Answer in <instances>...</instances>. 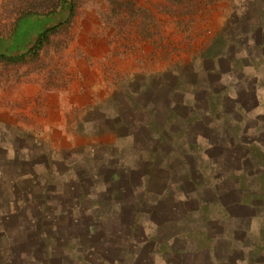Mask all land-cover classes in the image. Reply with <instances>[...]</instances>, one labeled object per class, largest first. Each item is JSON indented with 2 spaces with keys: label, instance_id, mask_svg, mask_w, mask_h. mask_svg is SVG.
I'll return each mask as SVG.
<instances>
[{
  "label": "rangeland",
  "instance_id": "obj_1",
  "mask_svg": "<svg viewBox=\"0 0 264 264\" xmlns=\"http://www.w3.org/2000/svg\"><path fill=\"white\" fill-rule=\"evenodd\" d=\"M75 3V15L70 20L66 10L40 25L29 20L21 28L19 38L26 40L33 35L24 44H12L8 40L17 12L46 11L50 1L0 0V54L6 57L20 55L24 46L32 47L39 30L64 24L51 35L37 58L15 62L0 58L2 263L17 264L12 262L16 255L24 251L29 254L32 245L40 243L35 237L33 244L23 243L25 240L11 230L30 217L44 214L48 235L44 234L43 239L56 248L62 232L52 231V225L79 216L71 208L74 203L94 199L104 206L86 214L108 215L112 200L120 196L117 183L121 180H116L115 170L120 174L137 170L130 178L134 185L140 180L137 173L144 172L157 173L159 178L155 179L161 182L160 172L151 163L162 157L150 153L159 132H152L144 124L151 122V127L160 129L170 108L175 107L181 117L186 108H192L206 119L203 128L193 131L205 136L200 140L202 151H208L205 165L216 163L221 167L219 171L237 165V157L231 155L234 150L225 146L230 129L223 128L229 127L224 126L225 120L231 119L229 110H219L222 116H208L207 96L211 99L227 88L226 82L213 77L206 66L211 67V58L223 57L229 63L226 69L231 68L228 82L233 84L241 78L243 66L252 62L246 59L247 55L264 56V48L258 50L247 40L255 30L251 24L264 19V0ZM254 63L264 72V58ZM243 103L251 106L245 103V97ZM217 117L221 118L215 122ZM211 121L221 126L215 135ZM178 122L183 127L184 120L179 118ZM234 126L232 121L231 127ZM233 130L237 134L245 132L239 126ZM189 155L186 159L177 156L173 177H178L182 162L193 166L202 163L195 154ZM107 180L114 181L117 189L105 185ZM20 187L29 194H23ZM24 196L28 199L24 219L11 218L6 222L5 213L13 209L11 202ZM39 202L44 205L43 211L38 208ZM147 208L144 206L143 210ZM144 217L140 215L141 221ZM74 245L72 242L69 248ZM62 251H56L54 257H72Z\"/></svg>",
  "mask_w": 264,
  "mask_h": 264
},
{
  "label": "crops",
  "instance_id": "obj_2",
  "mask_svg": "<svg viewBox=\"0 0 264 264\" xmlns=\"http://www.w3.org/2000/svg\"><path fill=\"white\" fill-rule=\"evenodd\" d=\"M261 9L258 7V10ZM264 10V8L262 9ZM263 21V22H261ZM253 22L254 33L249 35L248 44L256 49L264 48V19ZM248 62L243 66L241 78L229 83L231 68L226 59L218 56L211 58L209 73H216L220 80L226 82L229 97L237 101V108L243 115V121L237 124L243 127L244 134L254 141V152L264 155V72L254 63L264 56L247 55ZM258 83L256 103L248 106L243 103L249 83ZM221 110V109H220ZM236 125V122H234ZM253 124L254 126H250ZM228 150V149H227ZM241 150V149H240ZM252 151V150H251ZM203 154L208 151L203 149ZM237 157V165L219 171V165L208 163L202 165L206 187L194 191L179 190L177 184L158 182L156 174L137 173L140 176L137 185L131 184V177L137 170H115L116 180H121L120 189L114 181L107 180L105 185L115 187L120 192L118 199L112 200L113 206L107 214H96L106 217L104 241L98 242L95 234L93 250H84L80 241L75 240L80 230L71 231L54 228L62 232L55 246L44 240L40 250L37 243L26 254L16 255L12 260L17 264H264V158L250 151L231 153ZM250 160L249 162H246ZM161 175L164 172L160 173ZM124 176V178H123ZM155 176V177H154ZM209 180V181H208ZM109 182V183H108ZM117 182V181H116ZM160 183V186L157 185ZM156 184V186H155ZM174 195L167 196V189ZM131 193V197L129 196ZM136 195V196H135ZM100 203V202H98ZM109 204V203H108ZM93 206V209L104 206ZM144 206H148L143 210ZM92 209V210H93ZM79 216L74 218H80ZM86 210L83 213L86 214ZM145 215L141 221L140 215ZM90 217V216H89ZM95 217V216H93ZM73 219V218H72ZM135 223V225H134ZM45 231V228H44ZM44 234H47L46 231ZM74 234V235H72ZM65 240L63 243L62 241ZM74 242L73 251L69 246ZM98 243V244H97ZM97 244V245H96ZM82 245V244H81ZM97 246L102 249H97ZM84 248V246H83ZM38 249V248H37ZM72 257L58 260L56 251ZM96 249L98 251H96ZM106 254L104 261L101 257ZM10 262L0 261V264Z\"/></svg>",
  "mask_w": 264,
  "mask_h": 264
},
{
  "label": "trees",
  "instance_id": "obj_3",
  "mask_svg": "<svg viewBox=\"0 0 264 264\" xmlns=\"http://www.w3.org/2000/svg\"><path fill=\"white\" fill-rule=\"evenodd\" d=\"M22 1V0H18ZM27 1V0H23ZM50 5L49 8L46 11H34V10H27L21 9L17 12L16 18L14 19L11 27V32L9 34L10 38L8 41L12 42V44L16 43L18 44L19 41L21 44H24L26 41L29 40L30 36L33 34H30L28 36V39L23 40V38H19L21 28L23 25L27 23V21L32 20L33 22H37L38 25L41 24V21L48 20L52 17H56L59 15L63 10H66L68 12V20L73 18L75 15L76 10V3L75 0H49ZM64 24H57L53 25L51 27L39 30L38 37L35 40L34 44L30 48H26L25 46L24 51L20 52V55H17L15 57H6L4 54H0V58H3L7 60L8 62H15V61H22L26 58L35 59L38 57L41 49L46 44V42L49 40L51 35L55 34L59 27ZM36 34V33H34ZM18 46V45H15ZM26 48V49H25ZM215 58V57H214ZM213 77L218 78V74L213 73ZM252 85L257 86L258 83L253 82ZM252 85L249 84L247 93H245V103H251V105L255 104L256 99V88L252 87ZM227 88H223L219 93H216L211 99L210 96H207V101L209 103V115H215L219 112L221 109L224 112H228V116L231 118L230 121L236 122V125L234 127H231L232 121L230 122L229 119L225 120L226 127L223 129H230V132H228L229 135V141L226 143V147H229L227 149H230L231 151L234 150V152L241 151L243 152L244 149L246 151H250L252 154H255L256 156H259L260 158H264V155H258L256 152H254V141L250 140L248 136L244 133L237 134L236 131L233 129H236L238 126L237 124L241 123L243 121V115L238 110L237 101L231 99L228 96ZM213 101H215L213 103ZM187 113L185 112L184 115L181 117L179 114H177L176 108H170L168 110V116L166 117V121L161 125L160 129L159 127H151L152 123H145V127H149L152 132H159L158 137L155 140V147L150 152L152 156H155L156 158L162 157V160L158 162L151 163V166H153L155 169H157L160 173L164 172L163 175H161V179L165 183L170 184H177L179 190H188L189 187L193 188L194 191H197L199 188L206 187L205 181L203 179V176L205 175V171L202 169V165L205 164L207 161V155L203 154L202 149L200 148L201 143L200 140H204L205 136L202 134H194V130L197 128H203L204 121H206L205 118H203L201 113H197L192 108H186ZM207 111V110H206ZM208 114V111L207 113ZM218 116H222L220 113H218ZM184 120L183 127H180V123L178 122V119ZM221 117H217L215 122L220 120ZM176 119V120H174ZM204 119V120H203ZM210 122L211 125H214L212 129L213 135H215L217 132H219V129H221V126H218L217 123ZM230 122V123H229ZM150 124V125H149ZM218 127V128H217ZM229 131V130H228ZM234 131V132H233ZM231 141V143H229ZM178 145V147H182L180 150H176L175 147ZM225 147V149H226ZM241 149V150H240ZM252 150V151H251ZM179 152L181 154H179ZM195 154L199 160L202 161L201 164L198 166L189 165L186 162H182L183 164H180L181 170L179 171L178 177H173L171 172L173 170L177 169L176 164V158L177 156L181 157V159H186L187 156L189 157V153ZM179 159V158H178ZM250 160L246 161L249 162ZM209 181V180H208ZM109 183V182H108ZM186 188V189H185ZM23 192V194H29L26 188L20 187L19 190ZM174 193L167 189V196L168 198L172 197ZM85 199V198H84ZM81 200V199H79ZM28 199L25 198H18L11 202L13 204V209H9V211L6 214V222L9 219H24L23 216L26 215L28 212L26 206ZM82 201V200H81ZM77 202L72 205V209H77L82 212L80 218H68L64 219L61 223H54V228H61V230L65 231H71L72 229H78L80 232L77 236H75V240H79L80 247L84 250H93L94 249V243L91 240L94 235L96 234L98 237V242L102 243L104 241V233H105V224H106V217L103 216H97L93 215H85L83 213L86 210H92L95 206H101L100 203L97 201H87L85 203L83 202ZM43 203L39 202L38 208L40 211H43ZM0 214H3L2 207L0 205ZM90 216V217H89ZM135 225V223H134ZM44 226H45V216L41 213V215L38 217H34L33 219L30 217L29 221H22L16 224L15 228L11 230H15L16 234H19L25 241L23 243L30 242L33 244L36 240L40 241V243L36 245V250L41 251V243L44 242ZM2 231H4L3 227H1ZM34 237L36 240H34ZM22 243V244H23ZM98 244V243H97ZM96 244V245H97ZM84 246V248H83ZM38 248V249H37ZM104 261L109 260L107 259L106 254H102L101 257Z\"/></svg>",
  "mask_w": 264,
  "mask_h": 264
}]
</instances>
